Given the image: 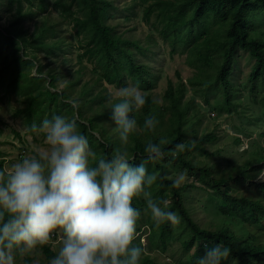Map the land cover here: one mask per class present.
I'll list each match as a JSON object with an SVG mask.
<instances>
[{"label": "trees", "instance_id": "1", "mask_svg": "<svg viewBox=\"0 0 264 264\" xmlns=\"http://www.w3.org/2000/svg\"><path fill=\"white\" fill-rule=\"evenodd\" d=\"M115 2L0 0V102L16 104L12 109L14 118L22 119L29 128L33 122L39 124L53 115L75 119L98 156L110 157L120 141L107 102L112 95L102 81L120 86L131 77L134 84L147 91V102L141 111L133 113L140 126L126 146L129 158L139 164L147 160L145 146L149 141L167 140L161 145L163 159L146 165L158 176L149 191L154 199H171L167 210L181 217L176 226L165 222L156 227L146 201L137 198L133 201L141 212L137 233L142 234L143 226L147 227L151 250L166 251L168 243L181 244L187 251L195 247L189 264H196L195 258L203 254L205 245L214 244L230 249L231 256L224 264H264V180L255 182L264 164V146L252 150L243 163L226 156L224 165L226 149L211 148L218 138L213 131L199 132L197 125L202 123V116L193 114L192 101H184L190 85L218 116H236L243 123L235 127L238 133L246 134L249 125L262 122L260 117L253 120L244 111L239 96L245 88L252 92L262 88L264 93V0H132L124 7V20L129 23L132 16L136 20L142 13L141 20L149 28L142 39L133 34L136 26L121 32L120 23H111L120 14ZM63 25H71L75 34L67 35L64 30V37L59 36ZM156 32L169 46L171 58L178 54L194 71L187 85L182 82L174 86L169 80L162 105L152 93L159 76L148 63L152 56L157 57ZM72 39L80 42L77 60L82 66L76 71L71 67L76 52ZM57 55L63 59L62 66L69 65L68 74L71 70L73 76L69 75L63 90H59V82L64 73L43 63V58L57 60ZM245 56L254 62L252 71L247 81L236 82L234 69ZM84 61L94 66L92 81H82L80 71L90 70L83 66ZM213 91L220 96L217 98ZM261 105L264 115V96ZM148 116H155L159 122L155 131L142 126ZM178 143L185 148L173 155ZM0 155L3 168L6 159L3 152ZM180 172H186L191 182L172 188ZM197 186L206 193L201 210L212 218L208 226L195 220L194 212L186 205L185 197L191 204ZM134 246L143 248L139 236ZM39 249L48 260L56 254L51 245ZM146 253L145 248L140 264H158ZM20 256L16 254L17 259ZM33 260L28 254L22 258L24 264H32Z\"/></svg>", "mask_w": 264, "mask_h": 264}, {"label": "clouds", "instance_id": "2", "mask_svg": "<svg viewBox=\"0 0 264 264\" xmlns=\"http://www.w3.org/2000/svg\"><path fill=\"white\" fill-rule=\"evenodd\" d=\"M107 102L120 141L110 157L98 156L75 119L53 115L30 125L32 133L43 136L39 150L0 168V264H16L17 253L32 254L48 245L57 249L48 264H140L144 249L134 241L141 212L133 206L140 197L156 227L181 222L167 210L168 200L154 199L149 191L158 176L146 165L163 159L161 145L167 140L149 141L147 160L139 164L129 158L126 146L140 126L133 113L147 102L139 84L118 89ZM158 123L148 116L142 126L155 131ZM184 148L176 144L173 155ZM191 179L180 172L171 187L179 189ZM204 248L196 264H224L231 256L221 244Z\"/></svg>", "mask_w": 264, "mask_h": 264}, {"label": "rangeland", "instance_id": "3", "mask_svg": "<svg viewBox=\"0 0 264 264\" xmlns=\"http://www.w3.org/2000/svg\"><path fill=\"white\" fill-rule=\"evenodd\" d=\"M116 6L120 10V14L114 18L111 23H120V31L123 32L128 29H132L134 26L135 31L133 34L137 38H144L149 34L147 31L148 25L141 20L142 13L138 19L134 20V16H132V21L127 23L124 20V7L126 6L129 1L132 0H115ZM131 4V3H130ZM129 4V5H130ZM64 30L67 35L75 34L74 28L69 26H61L59 28V36L64 37ZM130 35V34H129ZM151 35V34H150ZM156 36L158 37V44L155 48L157 57L153 59V56L150 58L148 63L150 66L155 69L156 74L159 76V80H157V84L155 88L152 90L153 97L159 102L160 105L164 103V94L168 88L169 80H172L175 83L174 86L184 82L187 85V81L193 76L194 71L188 64H186V60L183 57L177 56L178 54L173 55L174 58H171L170 48L169 46L160 39L159 32H156ZM129 37H132L130 35ZM75 48L73 49L75 52L73 59L74 62L71 67H73V71H76L78 68L77 66L81 65V63L77 60V55L81 51L78 49L80 46V42L76 39H72ZM150 54L152 55V48L150 50ZM71 55V54H70ZM69 55V56H70ZM57 60L55 58L46 59L43 58V63L47 64L49 68L56 69L57 72H63L64 77L59 82V90H63L64 86L66 85L67 81L69 80V75L72 76V71L70 70L69 73V65L65 64L62 66V58L58 57ZM68 56V57H69ZM70 58V57H69ZM140 61H142L140 59ZM254 62H250L246 56L243 57L239 64L235 67L233 72V79L236 82H243L248 80V75L252 71V65ZM86 65L90 67V70L84 69L80 71V75L82 73V81H92L95 77L93 72V64L84 61L83 66ZM82 66V65H81ZM68 70V71H67ZM96 79V78H95ZM133 79L128 77L126 79V83L119 85H112L108 83L106 80L102 84L106 86L110 91L111 95H114L118 89L122 87H131L136 86L134 84ZM140 90L142 91L143 95L147 93V91L139 85ZM79 87L76 88L78 90ZM259 92H252L250 88H245L240 91V99L242 105L244 107V111L247 110L249 114H251L252 119L254 120L256 116L262 119V122L259 125H249L248 131L245 134V131H239L238 133L235 130L236 126H242L243 123L238 120L236 116H229L225 114L223 116H218L217 112L212 111V109L207 108V106L203 102V98L200 94L197 93L196 90H193L189 85V89L187 91V95L185 98V102L192 101L195 106V110L193 112L194 115L202 116V123L197 125L199 128V132H211L215 133V137H217L216 145L211 147L213 150L217 149L218 147L222 149H226L223 155V160H225L226 156L231 157L234 161L238 163H243L246 158H249L251 151L257 149L261 146H264V115L262 113L263 107L261 105L262 98L264 96L263 89L258 88ZM215 96L218 98L220 93L217 91H213ZM16 104L12 105L8 101L0 102V152H3L5 155L4 158L6 159V165L11 166L14 162L20 160L25 154L35 152L39 150V147L43 144V136L42 134H35L30 131V128L26 125V123L22 119L14 118L13 108ZM245 129V128H244ZM19 133V135L17 134ZM213 136V135H211ZM236 140H240L238 144ZM254 145V146H253ZM1 156V155H0ZM224 165H227V161L225 160ZM262 168L258 170L257 177L255 182L264 180V164H262ZM199 186L193 189V199L192 203L190 204L189 200L186 199V205L189 209L194 212V219L198 220L202 226H208V223L212 221V218L203 210H201L202 203L206 202L207 197L206 193L200 189ZM250 194V193H249ZM169 203L171 199H168ZM236 218L237 216L234 215ZM218 222V219L213 215V222ZM236 227L235 224H233ZM146 226H143V233H137V236L140 237V241L142 246L145 250L146 248V255L150 258L155 259L158 264H189V256L196 251L195 247H192L190 251L183 249L181 244H166V251L160 250H151L150 249V241H148V234L149 232L146 231ZM254 227H251L250 230L254 231ZM145 230V231H144ZM148 230V229H147ZM262 235V234H261ZM59 240V236L53 237V244ZM52 251L56 253L57 249L53 245H51ZM204 251H202L203 253ZM27 255V254H26ZM24 255V256H26ZM33 256L34 260L32 264H48V259L42 253L41 249L37 248L34 253L28 254ZM171 255H175L176 257H172ZM24 256H20L17 259L15 255L16 264H24L22 258Z\"/></svg>", "mask_w": 264, "mask_h": 264}]
</instances>
